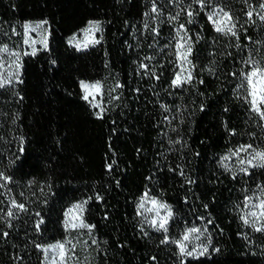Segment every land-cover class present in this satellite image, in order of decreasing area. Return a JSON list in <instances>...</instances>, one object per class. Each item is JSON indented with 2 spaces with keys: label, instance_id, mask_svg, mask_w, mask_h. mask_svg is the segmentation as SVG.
<instances>
[{
  "label": "trees",
  "instance_id": "trees-1",
  "mask_svg": "<svg viewBox=\"0 0 264 264\" xmlns=\"http://www.w3.org/2000/svg\"><path fill=\"white\" fill-rule=\"evenodd\" d=\"M261 4L205 0L201 11L193 0H0V46L13 25L48 24L47 47L21 59L22 82L0 88V172L10 177L0 179V264H42V247L65 237V211L80 200L96 241L82 264H181L177 245L141 224L144 193L170 206L171 239L207 228L208 253L183 264H264V234L240 219L264 170L232 179L221 164L241 145L264 149V121L237 88L241 69L250 70L243 59L264 56ZM218 9L233 16L240 48L208 20ZM93 19L99 43L78 51L67 37ZM182 24L186 36L177 35ZM188 38L192 80L173 87L176 43ZM81 80L101 82L103 119L82 99Z\"/></svg>",
  "mask_w": 264,
  "mask_h": 264
},
{
  "label": "snow or ice",
  "instance_id": "snow-or-ice-1",
  "mask_svg": "<svg viewBox=\"0 0 264 264\" xmlns=\"http://www.w3.org/2000/svg\"><path fill=\"white\" fill-rule=\"evenodd\" d=\"M193 3H198L201 6V11L204 8L205 0H193ZM189 9L191 8V5L188 6ZM262 9H264V4H261L260 6ZM152 12H158V9L155 4L152 6ZM145 15H149V13H145ZM187 15L189 17L188 23L193 22L194 13L192 11H187ZM246 15L249 17V22L251 21L252 12L249 11L246 13ZM179 13H177V16L170 17V20L178 19ZM260 19L264 21V16H261ZM208 20L213 23V26L215 28V31L217 33L223 34L225 36H233L237 39L236 47L240 48L241 45L239 43V36L236 31V22L233 18V16L228 12L224 11V9H219V11H213L212 13L208 14ZM47 24V21H42L34 26L29 25L25 23L23 25L24 28V35L27 36L29 34V29L31 31H38L40 30L43 25ZM145 26L147 27V22L145 23ZM180 29H185V26L182 24L180 25L179 29L177 30V35H180ZM100 22L99 21H89L88 26L83 29L82 31L85 34H88L89 32H98L100 31ZM13 33L15 34V30H13ZM187 35V30L185 29V36ZM248 39H251L248 37ZM25 43H28V40H25ZM33 44L36 43L35 40L32 41ZM95 44L99 43L98 40H91L88 43L81 45V43L77 40L76 35L74 34L72 38L69 40V44L76 47L78 51L82 50L83 48H87L88 44ZM44 46L47 47L46 40L44 42ZM187 47L186 52H181L180 50L184 47ZM176 49L177 51L174 53L176 57L183 61L184 64H191V61L188 59V57L192 53V40L191 38H188L184 40L183 43L177 42L176 43ZM35 49H33L32 53H24V55L35 54ZM0 52L8 53L10 57H14V59L10 60L9 68L14 66L15 71H9L7 77L0 78V88H5L8 85L12 83V80L15 79L17 83H20L22 81L19 80V69L22 67V65L19 63L20 56L18 53L11 52L9 53L7 46H4L3 48H0ZM231 55V54H229ZM145 59H150L146 57ZM242 63L247 65L250 70L245 71L241 69L240 76L242 77L240 84L237 86L238 89H242L245 95L243 96L244 102L248 105V111L251 114H255L259 117L261 121H264V56H261L260 59H256L251 53L249 56L245 59H243ZM0 67H3V64H0ZM194 67V65H193ZM140 68H147V65L141 63ZM183 71V69H182ZM152 75H155L153 73ZM232 75H235V72L232 73ZM159 79V77H156ZM192 80L191 71H188L187 76H183L181 73H177L175 78L172 80L171 85L173 87H182L186 83H190ZM203 83V81H201ZM80 87L83 91L82 99L85 101L89 100V96L92 95V92L89 91V89H94L97 92L101 89L102 85L100 81H96L95 83L89 84L83 80L80 81ZM122 87L119 83L116 85V88ZM115 91V88L113 89ZM138 91V89H137ZM99 105L93 104V107H98ZM161 107H165L161 105ZM167 111V109L165 108ZM203 110V109H201ZM227 111V109H226ZM104 112V109L101 108L100 112L97 113V118L103 119L102 113ZM167 119V117H165ZM261 127H264V125H261ZM2 139V138H0ZM175 143H179V141H175ZM21 145H23V140L21 139ZM21 152H23V147L20 149ZM245 153L247 156V159L240 158V154ZM231 156L237 157V161L239 164V167L236 170L232 171V179L237 178V172L243 173L244 176L251 178L252 175H254L253 171L255 169H261L264 170V149L257 150L254 148L251 144L248 145H241L234 151H230ZM230 157H221V164L225 168L226 171L229 170V166L227 163H224V161L228 160ZM109 168L112 167V165H108ZM183 173H181L182 175ZM0 179L4 181L10 180V177L5 176L2 172H0ZM2 186V185H0ZM256 188L258 191H254L252 195H245L243 200V209H241L242 214L240 215V219L243 222V225L245 227L251 228L254 232L262 233L264 234V184H257ZM247 191V190H245ZM148 196V193H145L144 197H141V201L138 204V211L137 215H141L140 209H143L145 212H155V215L147 220L146 222L149 224V226L156 232H162L164 234L163 239L160 241L162 244H168V243H174L177 245L179 250V257L181 259V264H183L185 257H191L193 259H198L201 256H204L206 253H208L209 249L206 244L201 243L199 246L193 244L191 248H189V243H191L193 240L199 241L200 237L207 232V228H205L203 231H201L199 228L193 226L191 228H187L182 233L181 239H171L169 236V220L173 218V213L166 203L160 202L155 198L151 199V204L153 205L152 208H145V198ZM97 200L100 199L99 196L96 197ZM13 205L18 207L21 211L24 210V205L19 204L17 205L15 201H12ZM87 204V201H83L81 203H78L73 206V208L79 210L80 217V223H69L67 221V217L69 216V212L65 213L66 222H65V230L68 231L71 229H88L89 233L91 232L93 225H89L85 223L82 219V215L84 212V205ZM207 207V205H205ZM164 210L165 214L161 215L160 210ZM246 209L247 211H244ZM13 212L10 210L8 212V216H13ZM39 215V213H37ZM200 219H203L202 217ZM43 223V220L39 221L37 224V230H39V225ZM208 223H211V221H208ZM7 235V233H5ZM245 239L248 237L245 236ZM93 243H96L95 240L92 241ZM209 243H211V238L209 237ZM67 245H72L71 247H67ZM37 247H40L37 245ZM51 251L53 253H56L60 258V264H77V262L74 260V254H75V245L72 244L71 240H65V241H58L55 245H50L48 248L45 249L46 258L47 253ZM155 259V257H153ZM52 264H56V260H52Z\"/></svg>",
  "mask_w": 264,
  "mask_h": 264
},
{
  "label": "rangeland",
  "instance_id": "rangeland-1",
  "mask_svg": "<svg viewBox=\"0 0 264 264\" xmlns=\"http://www.w3.org/2000/svg\"><path fill=\"white\" fill-rule=\"evenodd\" d=\"M215 11H219V9L215 10ZM42 21H45V20H27V21H24L18 25H13L11 33H5L4 34V36H5L4 41L1 44L0 48L7 46L9 53H11V52L18 53L20 56L19 63L21 64V59L24 56V53H26V52L32 53L33 49H35L37 51L38 49L45 47L44 42L46 40V43H47V40H48V24L43 25V27L38 31H31V29H29V34L27 36L24 35L25 30L23 28V25L25 23H27L29 25L34 26L35 24L42 22ZM89 21H98V20L93 19V20H89ZM88 22L82 28H80L78 31L69 35L67 37V41L69 42L70 38H72L74 34L76 35L77 40L81 43L82 46H83V44L88 43L89 41H91L93 39L96 40L99 31L98 32H89L88 34H85L82 31L83 29H85L88 26ZM100 28H101V24H100ZM13 30H15V34L13 33ZM26 39L28 40L27 44L25 43ZM33 40L36 41L35 44L32 43ZM183 42H184V40L181 41L180 43H183ZM186 50H187V47L185 46L180 51L183 53V52H186ZM11 59H14V57H10L8 53L0 52V64H3V67H0V78L7 77L9 71H15L14 66L9 68V63H10ZM182 69H183V71H182ZM20 70H21V68L19 69V76H20ZM188 71H189V64H184L183 61L180 60V70L178 73H181L183 76H187ZM14 81H16V80L13 79L12 82H14ZM83 81H85L89 84H92L98 80H83ZM89 91L92 92V95L89 96V100L87 102L92 107H93V104L99 105L98 107H93V108L97 111H100V109L102 107V98H101L102 87L98 92L94 89H89ZM226 156H228L230 158L228 160L224 161V163L228 164L229 170H236L239 167L237 157L231 156L230 151L223 155V157H226ZM240 158L247 159V156L245 153H241ZM144 195H145V193L141 197H144ZM141 197H139V199L137 200L136 206H138V204L140 203ZM152 198H155L160 202L166 203L165 201L161 200L160 198L148 194V196L145 198V208H152L153 207V205L151 204ZM81 202H83V200L75 201L67 207L65 213L69 212V210H71L69 212V216L67 217V221L69 223H77V224L80 223V219H78V217H80L79 210L73 208V206L78 204V203H81ZM85 205H84V210H85ZM137 211H138V207H137ZM139 211L141 212V215H138L141 224L143 226L150 227L146 221L151 219L155 215V212H145L143 209H140ZM160 211H161V215L165 214L164 210L161 209ZM82 219L86 223V221L84 220V212L82 215ZM65 222H66V217L64 215V225H65ZM197 228H199L201 231H203L202 228H200V227H197ZM65 240H71L72 244L75 245L74 260L77 262V264H82L86 259L89 258L90 253H91V247L94 244L92 241L95 239H94L92 230L89 233L88 229H71L70 228L68 231H66L65 237L59 241H65ZM57 242L58 241H55V242H52V243L47 244V245L42 247V253H43L42 264H52L53 259L56 260V264H60V258L56 253L49 251L47 253V258H46V253H45V249L48 248V246L55 245ZM201 243L206 244L208 246L206 234L201 236L199 241L193 240L191 243H189L188 246H189V248H191L193 246V244L199 246ZM71 246L72 245H67V247H71Z\"/></svg>",
  "mask_w": 264,
  "mask_h": 264
}]
</instances>
